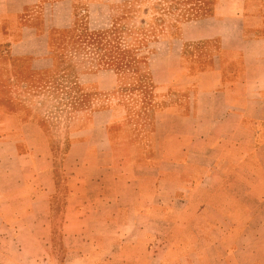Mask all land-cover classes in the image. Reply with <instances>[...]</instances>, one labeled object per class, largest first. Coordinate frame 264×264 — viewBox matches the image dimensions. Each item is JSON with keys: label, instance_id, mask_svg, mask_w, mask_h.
I'll return each instance as SVG.
<instances>
[{"label": "crops", "instance_id": "1", "mask_svg": "<svg viewBox=\"0 0 264 264\" xmlns=\"http://www.w3.org/2000/svg\"><path fill=\"white\" fill-rule=\"evenodd\" d=\"M73 5L0 0V43L52 69ZM222 5L154 42L151 127L78 111L58 156L33 103L0 107V264H264V0Z\"/></svg>", "mask_w": 264, "mask_h": 264}, {"label": "rangeland", "instance_id": "2", "mask_svg": "<svg viewBox=\"0 0 264 264\" xmlns=\"http://www.w3.org/2000/svg\"><path fill=\"white\" fill-rule=\"evenodd\" d=\"M73 1L72 26L53 33L52 69L31 74L29 60L11 57L9 45L0 43V107L16 110L26 106L22 101L33 103L58 156L78 111L115 105L151 127L156 99L150 69L157 62L152 58L154 42L168 31L178 34L183 22L218 15L221 2L220 14L229 15L238 0ZM218 47L216 40L202 41L187 45L185 55ZM204 65L200 62L195 70ZM102 70L110 73L91 78ZM55 243L58 247V234ZM6 253L0 250V258Z\"/></svg>", "mask_w": 264, "mask_h": 264}]
</instances>
